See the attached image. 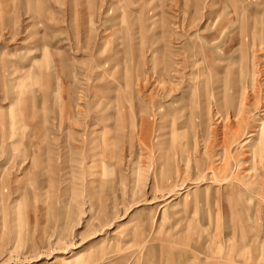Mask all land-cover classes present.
Returning a JSON list of instances; mask_svg holds the SVG:
<instances>
[{
  "label": "rangeland",
  "instance_id": "rangeland-1",
  "mask_svg": "<svg viewBox=\"0 0 264 264\" xmlns=\"http://www.w3.org/2000/svg\"><path fill=\"white\" fill-rule=\"evenodd\" d=\"M263 122L264 0H0V264H264Z\"/></svg>",
  "mask_w": 264,
  "mask_h": 264
},
{
  "label": "bare ground",
  "instance_id": "bare-ground-1",
  "mask_svg": "<svg viewBox=\"0 0 264 264\" xmlns=\"http://www.w3.org/2000/svg\"><path fill=\"white\" fill-rule=\"evenodd\" d=\"M230 83H232L231 81H230ZM236 92H238V91H236ZM236 92H233L232 94L233 95H235L236 94ZM230 108L235 112L236 111V107H235V105H234V103L233 102H231V104H230ZM224 112H226V111H224ZM230 113V112H229ZM229 113H227V115H226V117H223L222 118V120L224 119V120H227V119H229ZM221 116L222 115H220V118H221ZM241 119V118H240ZM234 122V121H233ZM261 125H262V128H261V130H257V131H259L257 134L256 133H251L250 135H249V137H253V138H251V139H253L254 140V137H260V138H263L264 137V122L263 123H260ZM240 127H239V125L236 127V130H235V133H238L239 131H240ZM264 140V139H263ZM251 142V140H246L245 142H244V145H246V144H249ZM255 149H256V147L255 148H253V152L255 151ZM258 149V148H257ZM260 149V148H259ZM264 149H260L259 150V152H261V153H263L264 151H263ZM255 159V158H254Z\"/></svg>",
  "mask_w": 264,
  "mask_h": 264
}]
</instances>
